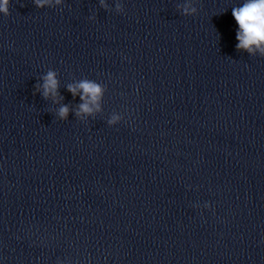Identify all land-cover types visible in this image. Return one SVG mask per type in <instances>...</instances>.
<instances>
[{
    "label": "clouds",
    "instance_id": "1",
    "mask_svg": "<svg viewBox=\"0 0 264 264\" xmlns=\"http://www.w3.org/2000/svg\"><path fill=\"white\" fill-rule=\"evenodd\" d=\"M48 0H33V3L38 8H43ZM103 5V0H101ZM56 3H61V0H56ZM10 0H0V13L8 16L9 13ZM50 6V5H49ZM119 9V5H117ZM194 12L195 9H192ZM184 14H188V9L184 10ZM232 16L234 17L239 30L236 32V39L238 43L236 44V50H245L250 54H254L256 50H259L261 55L264 56V0H246L242 7H234L232 9ZM44 79L43 87V97L48 99L51 97H56L59 95L58 87L59 82L56 79L55 72L49 71ZM37 87V91H39ZM77 87L81 90L82 94L80 99L84 101L78 107L75 115L79 118L84 115H91L93 113V108L90 104L96 106V110L99 111L98 101L102 96V86L94 81L82 80L79 84L74 87L69 85L68 91L72 93L73 97L77 95ZM35 94V92H34ZM58 102V101H55ZM69 108L67 105H62L57 113L61 120H66L68 118ZM115 119L110 120L108 123L114 124Z\"/></svg>",
    "mask_w": 264,
    "mask_h": 264
}]
</instances>
